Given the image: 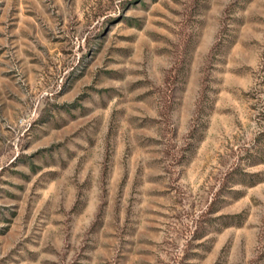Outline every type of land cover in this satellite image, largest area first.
Listing matches in <instances>:
<instances>
[{"label": "rangeland", "instance_id": "1", "mask_svg": "<svg viewBox=\"0 0 264 264\" xmlns=\"http://www.w3.org/2000/svg\"><path fill=\"white\" fill-rule=\"evenodd\" d=\"M0 264H264V0H0Z\"/></svg>", "mask_w": 264, "mask_h": 264}]
</instances>
